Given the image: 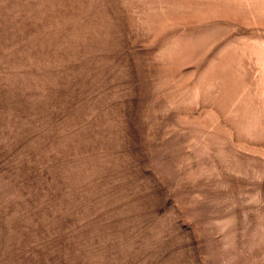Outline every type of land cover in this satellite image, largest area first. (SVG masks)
<instances>
[{
  "label": "rangeland",
  "instance_id": "rangeland-1",
  "mask_svg": "<svg viewBox=\"0 0 264 264\" xmlns=\"http://www.w3.org/2000/svg\"><path fill=\"white\" fill-rule=\"evenodd\" d=\"M0 264H264V0H0Z\"/></svg>",
  "mask_w": 264,
  "mask_h": 264
}]
</instances>
